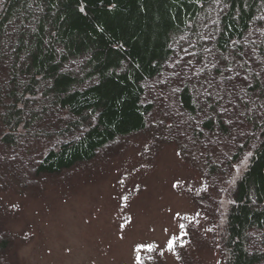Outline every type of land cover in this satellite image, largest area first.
<instances>
[{
	"label": "trees",
	"instance_id": "16d2710c",
	"mask_svg": "<svg viewBox=\"0 0 264 264\" xmlns=\"http://www.w3.org/2000/svg\"><path fill=\"white\" fill-rule=\"evenodd\" d=\"M138 134L198 170L222 264H264V0H0L1 188Z\"/></svg>",
	"mask_w": 264,
	"mask_h": 264
},
{
	"label": "rangeland",
	"instance_id": "374dc122",
	"mask_svg": "<svg viewBox=\"0 0 264 264\" xmlns=\"http://www.w3.org/2000/svg\"><path fill=\"white\" fill-rule=\"evenodd\" d=\"M154 147L134 135L58 177L0 186V224L13 236L8 264H222L189 198L198 170L174 146ZM185 221L198 243L185 239Z\"/></svg>",
	"mask_w": 264,
	"mask_h": 264
},
{
	"label": "snow or ice",
	"instance_id": "6c2138e0",
	"mask_svg": "<svg viewBox=\"0 0 264 264\" xmlns=\"http://www.w3.org/2000/svg\"><path fill=\"white\" fill-rule=\"evenodd\" d=\"M172 243H173V242H171V241L169 242V246H170V247H171ZM149 250H151L150 247H149ZM138 259H139V258H138Z\"/></svg>",
	"mask_w": 264,
	"mask_h": 264
}]
</instances>
